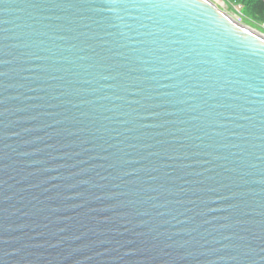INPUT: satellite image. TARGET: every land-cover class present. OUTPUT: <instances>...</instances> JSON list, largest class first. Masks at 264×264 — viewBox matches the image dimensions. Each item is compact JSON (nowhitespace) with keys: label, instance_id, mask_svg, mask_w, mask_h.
Returning <instances> with one entry per match:
<instances>
[{"label":"water","instance_id":"obj_1","mask_svg":"<svg viewBox=\"0 0 264 264\" xmlns=\"http://www.w3.org/2000/svg\"><path fill=\"white\" fill-rule=\"evenodd\" d=\"M0 264H264V35L212 0H0Z\"/></svg>","mask_w":264,"mask_h":264},{"label":"rangeland","instance_id":"obj_2","mask_svg":"<svg viewBox=\"0 0 264 264\" xmlns=\"http://www.w3.org/2000/svg\"><path fill=\"white\" fill-rule=\"evenodd\" d=\"M212 1L240 24L264 35V0H256L254 3L248 0Z\"/></svg>","mask_w":264,"mask_h":264},{"label":"trees","instance_id":"obj_3","mask_svg":"<svg viewBox=\"0 0 264 264\" xmlns=\"http://www.w3.org/2000/svg\"><path fill=\"white\" fill-rule=\"evenodd\" d=\"M255 1H256V0H248V2H252V3H254ZM258 1H259V0H258ZM252 3H251V4H252ZM251 4H250V5H251ZM263 5H264V3H263Z\"/></svg>","mask_w":264,"mask_h":264}]
</instances>
